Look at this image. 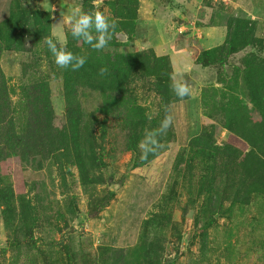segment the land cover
<instances>
[{"label":"rangeland","instance_id":"1","mask_svg":"<svg viewBox=\"0 0 264 264\" xmlns=\"http://www.w3.org/2000/svg\"><path fill=\"white\" fill-rule=\"evenodd\" d=\"M24 1L32 11L49 13L52 28L77 6L85 12L100 10L110 21H120V13L109 4L113 0H98L97 4L90 1L88 6L87 0ZM212 1L216 2L214 9L208 10L212 16L208 14L202 22V9L196 10L195 26L201 28L202 22L208 27L210 19L217 18L216 22L227 30L228 22L236 17L249 21L254 30L252 44L226 56L224 63L216 59L204 67L197 60L209 61L210 56L204 52L222 46L228 30L224 43L215 47L220 41L209 30L207 34V30L197 29L186 40L188 50L181 51L178 58L189 56L190 69L183 61L175 68L169 55L147 48L144 42L148 32L139 24L127 31H114L108 46L98 51L105 64L116 55L150 50L168 56L172 79L186 80L191 95L180 99L173 93L174 100L167 106L156 91L154 78L143 72L134 74L120 94H106L99 85H78L84 120L94 133L102 159L88 164L90 180L83 181L78 168L64 158L41 155L22 160L13 156L2 164V183L12 184L16 201L23 197L27 206L22 215H8L12 220V228H8L0 204V264H103L108 255L102 254V249H130L142 239L154 244L152 262L157 257L161 264H264V194H253L247 205L234 203L238 184H247L248 189L253 181V164L228 163L226 167L219 161L214 171L210 167L218 155L206 159L200 153L195 156L203 146L192 148L193 139L205 132L220 147L232 144L242 154L252 149L227 126L237 118L233 112L240 111L247 118L251 114L255 122L261 119L242 77L243 61L250 55L258 61L264 59V0H234L233 4ZM13 4V0H0L1 19L9 15ZM58 4L63 10H58ZM70 27L64 26L66 45ZM119 27L123 29L124 25ZM170 33L177 41L173 46L182 45L183 38L175 36L173 29ZM198 41L206 42V46L201 47ZM80 45L89 48L82 42ZM48 55L43 49L37 54L6 51L1 57L19 129L30 122L23 112L24 87L40 80L47 81L51 89L54 125L62 127L65 123L64 71L50 57L51 52ZM135 105L140 110L133 115L129 108ZM166 114L173 121L159 138L161 147L148 163L136 166L138 159L143 160L139 149L136 154L131 150L136 130L140 131L144 121L157 129ZM256 150L263 159L264 150ZM110 190L115 194L112 198Z\"/></svg>","mask_w":264,"mask_h":264},{"label":"trees","instance_id":"2","mask_svg":"<svg viewBox=\"0 0 264 264\" xmlns=\"http://www.w3.org/2000/svg\"><path fill=\"white\" fill-rule=\"evenodd\" d=\"M90 1L93 0H87V6ZM13 2L9 15L5 19L0 18V61L6 51L37 54V52L46 49V57L49 58L48 52L50 51L45 43V38L52 33L51 15L43 11L30 10L24 0H13ZM109 4L120 13L118 15L120 21H114L115 31H127L126 28L135 26L139 0H113ZM120 24L124 25L123 29L119 27ZM249 25V21L233 17L227 25L228 34L225 43L220 47L204 52L205 55L210 56L212 61L210 59L209 61H203L202 58H199L197 63L204 67L210 66L216 59L224 63L226 56L252 44L250 40L254 30ZM80 42L84 43L82 40L69 36L66 45L68 50L74 54L85 56L87 62L78 71L63 69L66 120L62 127L54 125L51 89L49 83L42 80L24 87L23 112L28 114L30 122L25 129L17 127L15 120H17L18 112L13 107L9 84L0 64V176H3L2 164L13 156L22 160H30L42 155L44 158L50 157L57 160L64 158L78 168L83 181L90 180V167H88V164L94 165L102 159L99 158L100 153L96 149L94 133L84 120L85 113L78 100V85L80 84H85L91 88H96L99 85L98 87L105 90L106 94H120L126 91L125 86L133 79L134 74L143 72L154 78L156 91H158L166 105L168 106L173 102V92L170 87L173 68L171 59L168 56H158L153 50H150L131 55H116L113 61L107 60L108 63L105 64L101 62L105 58L100 60L97 55L98 51L93 50L86 43L84 45L89 48L83 49ZM256 58L252 54L249 59L243 61L242 78L249 100L256 112L260 114L261 119L255 122L253 117L250 116L251 114H247L249 116L247 118L240 111L238 113L233 112L232 114H238L237 118L227 126L229 130L245 139L252 148L251 151L242 154V151L232 144L220 147L215 142L210 141L212 136L205 132H201L198 137L193 139L192 143L194 150L203 146L197 150L195 156H199L198 153H200L208 159L210 156L213 158V156L218 155V160L214 161L210 167L213 170L215 166H218L219 161L225 166L228 163L230 165L240 163L246 166L247 164H253L254 167H252L253 171L251 173L253 181L250 187L247 189V184L240 183L238 189H236L234 203L240 205L249 204L253 194H264V158L262 159L256 153V148L264 150V59L258 61ZM102 67L108 69V72L103 76L99 74ZM138 110L140 108H137L136 105L129 108L130 113H133V115H136ZM146 123L147 121L143 122L140 131L137 129L136 136L131 139L133 140L131 150H134L135 154L138 151V143L143 139L145 132L155 129L152 124L148 125ZM198 144H201V146ZM154 156L150 155L146 160L136 159L135 165L142 166ZM177 169H179V166ZM1 183L2 179H0V204L4 223L6 227L12 228V220L8 215H12L14 218L15 215L24 214L27 203L23 197L17 199L18 202L16 201L12 184L5 185V183ZM234 183L232 182L233 187L235 186ZM241 189L245 191L243 196ZM109 195L112 198L115 194L110 190ZM18 245L22 246V243L19 242ZM153 245V243L149 244L145 239H142L130 249H102V254L108 255L103 264H161L157 257L154 258L157 261L152 262Z\"/></svg>","mask_w":264,"mask_h":264},{"label":"clouds","instance_id":"3","mask_svg":"<svg viewBox=\"0 0 264 264\" xmlns=\"http://www.w3.org/2000/svg\"><path fill=\"white\" fill-rule=\"evenodd\" d=\"M93 3L97 4L98 0H93ZM65 25L71 26L70 32L74 39L82 40L95 51H102L108 46L116 28L115 22L110 21L102 11L93 9L85 12L79 6L66 18L61 17L53 24L52 33L45 38V43L54 57L55 64L61 69L72 71L80 70L87 62V58L68 50L65 44ZM107 72L108 69L102 67L99 74L103 76ZM170 87L180 99L191 95V86L182 77L173 78ZM172 121V116L166 114L157 129L145 132L143 139L138 143L142 159L146 160L150 155L157 153L161 147L159 138L167 133Z\"/></svg>","mask_w":264,"mask_h":264},{"label":"crops","instance_id":"4","mask_svg":"<svg viewBox=\"0 0 264 264\" xmlns=\"http://www.w3.org/2000/svg\"><path fill=\"white\" fill-rule=\"evenodd\" d=\"M59 1L62 2V0ZM226 1L231 4L234 3V0ZM215 3L216 2L212 0H140V8L138 11L139 18L136 24H139L138 26H144V29L148 32V39L144 42L150 46L147 45V48H154L160 55H169L174 60L173 64L175 68L181 64L180 62L182 61V64L185 63L184 66H186L189 56L181 59L178 58V54H180L181 51L188 50L186 40L192 38L191 36H194L197 29H201L204 32L207 30L205 33H207L208 30L213 32V35L220 41L217 42L219 44L214 45V47L222 45L225 41L227 30L224 26L216 22L219 21L217 18L210 19V22L209 19L207 22L205 21L206 23L209 22V25L214 22L215 25H208V27H206L207 25L202 24L203 19L205 20L208 14L212 16V13L208 10H213L214 8L212 5H215ZM60 9L63 10L61 5H59L58 10L60 11ZM201 9V16L199 18L202 22H200L199 25H202V27L200 26L201 28H198L197 24L195 26L194 21H196L197 18L196 10ZM139 29L141 28L139 27ZM171 29H173V34L175 36L183 38V40L180 41L182 45L178 47L173 46V42L177 41L173 38V35H171ZM206 42L207 44H211L207 39ZM206 42L204 44V42L198 41V44L202 47L206 46ZM207 49L210 48L208 47ZM187 66L188 69H190L192 65H190V68L189 64ZM193 66H195V64Z\"/></svg>","mask_w":264,"mask_h":264}]
</instances>
